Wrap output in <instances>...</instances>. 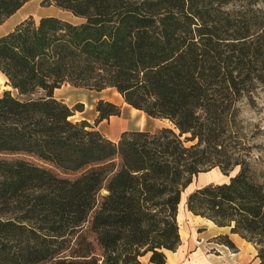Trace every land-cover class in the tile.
Segmentation results:
<instances>
[{"label":"trees","instance_id":"trees-1","mask_svg":"<svg viewBox=\"0 0 264 264\" xmlns=\"http://www.w3.org/2000/svg\"><path fill=\"white\" fill-rule=\"evenodd\" d=\"M32 0H0V26ZM77 23L29 16L0 36V264H165L181 244L184 190L218 168L221 184L186 208L228 228L264 264V177L237 134V103L264 88V0H43ZM256 6V7H255ZM63 84L114 89L173 128L93 125L54 98ZM70 176H73L72 178ZM215 242L237 248L228 235Z\"/></svg>","mask_w":264,"mask_h":264},{"label":"rangeland","instance_id":"rangeland-1","mask_svg":"<svg viewBox=\"0 0 264 264\" xmlns=\"http://www.w3.org/2000/svg\"><path fill=\"white\" fill-rule=\"evenodd\" d=\"M252 1V0H251ZM43 0H32L25 4L27 6L26 16H32L35 21H38L42 17L54 16L77 23L79 20L72 18L68 13L62 12L54 6H45ZM24 7V6H23ZM256 7V6H255ZM14 17V16H13ZM12 17V18H13ZM7 20L0 26V36L4 35L9 30V26L3 27ZM2 81L0 82V96L4 91H12L9 86L5 85L6 79L1 75ZM12 94L16 96V93L12 91ZM54 97L65 103L71 109L76 108L74 115L71 117V121H87L93 125L96 121V105L99 100L113 103L120 107L124 106L123 99L114 90H105L103 92L89 91L87 89L74 88L68 84H63L59 89L54 91ZM238 118L237 122V134H239V142L247 153V161L251 168V173L261 180L259 177H264V88H258L250 96L243 97L237 103ZM118 121H121L120 115ZM127 122L126 130L130 131H145L155 132L161 128H173V126L166 120H157L146 118L143 120L138 116H129L126 114ZM111 127V124H108ZM109 128L104 129L108 132ZM102 131L105 136L107 132ZM101 133V132H100ZM239 172V168L236 167L229 172L228 176H225L218 168L209 172L199 174L193 182L187 187L182 194V201L179 206L180 220L182 219V213L185 212L186 198L194 190L204 187L209 184H221L229 181V178L235 176ZM71 178L73 176H70ZM203 177L204 181L200 182V178Z\"/></svg>","mask_w":264,"mask_h":264},{"label":"crops","instance_id":"crops-1","mask_svg":"<svg viewBox=\"0 0 264 264\" xmlns=\"http://www.w3.org/2000/svg\"><path fill=\"white\" fill-rule=\"evenodd\" d=\"M28 17H22L14 22L4 35ZM126 114L141 117L143 120L145 117L150 118L141 111L135 110L124 103L120 113L121 121H118V116L110 117L108 120L99 122L96 125V129L102 133V131H105L104 129L109 128L108 132L105 131L108 133L105 137L117 142L121 134L126 130ZM108 124H111V127ZM185 209L181 220L179 209L177 215L181 244L175 252L167 251L165 253V264H259V260L256 258V250L250 243H247L237 235L230 234L228 228H219L207 219L194 216L186 207ZM223 235H228L230 241L237 248L236 251H231L226 246L215 242V238Z\"/></svg>","mask_w":264,"mask_h":264},{"label":"bare ground","instance_id":"bare-ground-1","mask_svg":"<svg viewBox=\"0 0 264 264\" xmlns=\"http://www.w3.org/2000/svg\"><path fill=\"white\" fill-rule=\"evenodd\" d=\"M27 6H25L24 5V7H22L20 10H19V12H17V14L13 17V18H11L10 20H8L6 23H5V25L3 26V27H8L9 26V28H10V26L14 23V22H16V21H18V20H20L22 17H25L26 16V11H27V8H26ZM4 77V76H3ZM4 79H5V77H4ZM2 81V77H1V75H0V82ZM200 182H202V181H204V178L203 177H201L200 179ZM181 201H182V196H181Z\"/></svg>","mask_w":264,"mask_h":264}]
</instances>
